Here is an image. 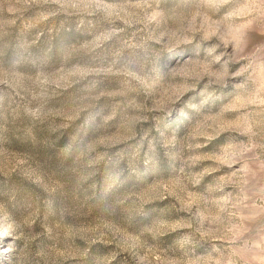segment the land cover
Listing matches in <instances>:
<instances>
[{
    "label": "rangeland",
    "instance_id": "1",
    "mask_svg": "<svg viewBox=\"0 0 264 264\" xmlns=\"http://www.w3.org/2000/svg\"><path fill=\"white\" fill-rule=\"evenodd\" d=\"M0 264H264V0H0Z\"/></svg>",
    "mask_w": 264,
    "mask_h": 264
}]
</instances>
